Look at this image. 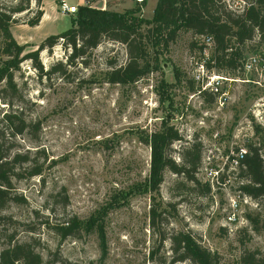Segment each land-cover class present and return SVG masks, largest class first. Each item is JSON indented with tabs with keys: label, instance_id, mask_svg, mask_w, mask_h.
I'll return each instance as SVG.
<instances>
[{
	"label": "rangeland",
	"instance_id": "obj_1",
	"mask_svg": "<svg viewBox=\"0 0 264 264\" xmlns=\"http://www.w3.org/2000/svg\"><path fill=\"white\" fill-rule=\"evenodd\" d=\"M16 2L0 0L4 7ZM66 2L77 5L81 0ZM102 2V11L117 13L140 5L136 0H93L92 4ZM156 2L144 0L135 17L151 20ZM236 4L230 2L232 7ZM30 9L27 15L14 16L17 23L10 28L14 40L26 46L25 53L45 38L70 29L74 18L62 15L53 0H43L40 7L32 2ZM37 10L45 11L48 18L35 28L24 25ZM192 37L181 32L167 49L156 47L152 52L155 70L125 87L106 83L105 73L127 61L125 47L107 40L67 67L63 75L39 78L29 62L20 65L15 75L20 100L9 107L0 99V144L2 152L11 156L29 151L32 165L42 171L40 176L23 175L13 182L26 203L11 204L2 212L10 221H0V252L13 236L14 242L32 241L43 264H168L169 239L181 231L216 253L220 264H240L245 252L256 251L264 257V232L254 231L246 219V215L263 216L264 200L256 205L241 199L236 223L230 227L224 223L228 199L238 194L227 158L239 147L263 139L258 133L250 136L248 130L250 107L259 94L250 85L229 81L221 85V92L227 94L222 107L197 96L192 71L199 53L198 46L191 47ZM256 46L249 45L246 57L264 50V45L257 50ZM68 54L60 45L40 53L44 71L59 62L65 64ZM228 78L244 79L242 75ZM11 111L21 114L33 128L22 136H10L1 119ZM167 115L182 137L170 148V157L178 163L181 150L196 141L202 146L197 181L210 183L208 172L219 170L227 183L220 189L213 185L211 193L203 196L178 186L184 180L166 172L154 204L159 216L153 220L152 200L144 192L150 152L138 137L157 130ZM36 152H42L41 156L35 157ZM71 217L84 225L92 222V228L77 239L59 242L44 227L47 220L52 225Z\"/></svg>",
	"mask_w": 264,
	"mask_h": 264
},
{
	"label": "trees",
	"instance_id": "obj_2",
	"mask_svg": "<svg viewBox=\"0 0 264 264\" xmlns=\"http://www.w3.org/2000/svg\"><path fill=\"white\" fill-rule=\"evenodd\" d=\"M42 1L17 0L10 7L0 4V99L9 107H13L16 101L20 100L15 75L23 62H29L39 78H48L52 74L63 75L67 67L73 66L77 60L96 49L102 40L125 47L126 63L111 67L105 73L107 84L122 87L131 86L147 78L157 65L152 52L159 46L167 49L181 32L193 36L191 47L198 46V62L204 60L203 51L207 50L205 68L221 77L241 76L240 62L246 58L247 51L251 50L249 45L256 43V50L264 45V0H235L244 4L240 9L230 5L233 0H157L152 19L149 21L135 17L144 5L143 0L140 5H136L137 8L124 13L102 11L88 6L80 7L77 13L71 16L74 18L71 20L70 29L45 38L35 50L25 53L26 46L19 45L14 40L10 28L17 23L14 16L29 14L32 2L40 7ZM42 16L43 11L37 10L34 17L23 24L35 28L39 25ZM200 37L210 38L212 45L208 48L197 41L196 39ZM57 45L68 50L66 62L65 64L59 62L48 71H44L40 53L44 51L50 53ZM256 50L253 52L256 53ZM178 77L177 72L176 78L179 82ZM200 97L210 102L215 100V97L206 93ZM20 115L17 111H11L2 116L1 122L5 124L12 137L22 136L34 126L24 121ZM171 120L170 115L165 116L157 130L138 137L139 142L147 146L150 152L149 172L144 183V192L149 194L152 200L153 220L159 216L154 204L166 172L181 177L184 183L180 182L177 185L183 189L197 191L203 196L211 193L209 184H201L195 178V173L201 164L200 143L194 141L185 146L179 154L178 163L170 157V148L174 143L182 140L178 130L170 124ZM34 129H37V125ZM1 138L2 136L0 140ZM41 154L42 152H36L34 155L38 158ZM33 162L29 151L11 156L2 152L0 144V221L9 220L2 216V212L9 205L26 203L25 199L17 194L13 182L20 180L23 175L27 178L40 176L42 168L32 165ZM223 178L222 175L220 179ZM234 180L238 185L237 192L242 198L245 197L256 205L264 200V159L252 144L247 145V152ZM246 219L251 223L254 231L264 232V213L263 216L262 214L253 217L246 215ZM91 224L92 222L84 225L76 217H71L65 222L52 225L47 220L44 227L62 242L67 238L77 239L81 233H86L92 228ZM2 236L0 233V245ZM13 239V236H9L6 247L0 252V264H43L42 257L36 252L32 241L14 242ZM169 240L172 257L168 264L182 262L220 264L218 255L203 248L189 232L173 233ZM239 262L264 264V257H260L256 251L245 252Z\"/></svg>",
	"mask_w": 264,
	"mask_h": 264
},
{
	"label": "built area",
	"instance_id": "obj_3",
	"mask_svg": "<svg viewBox=\"0 0 264 264\" xmlns=\"http://www.w3.org/2000/svg\"><path fill=\"white\" fill-rule=\"evenodd\" d=\"M53 1L59 3V9L62 15L68 16L75 15L80 7L88 6L96 9L97 5H99L92 4L93 0H81V3L77 5H70L65 0ZM136 2L141 4L143 0H136ZM235 2H237L236 5L238 6H234L233 8L235 9H240L244 6V4L240 1ZM227 3L229 4V1H227ZM200 40L208 48L212 45L210 38L200 37ZM207 53V50L203 51L204 60L195 62V66L192 71L193 82L197 85V91L195 94L200 97L203 93H206L215 97L216 103L222 107L227 100V94L225 92H221V85L223 83L234 81L236 83L250 85L256 91L255 94L259 95L250 107L248 130L250 132V136H254L257 133L262 135V142L257 144L252 143V145L258 149L259 155L262 159H264V50H260L256 54L250 55L240 62L239 69L241 75L244 77L242 80L239 78L230 79L226 76L221 77L209 72L204 66ZM246 152L247 146L239 147L227 158L226 166L228 174L234 176V178L237 175V170L243 161ZM207 175L212 177V181L207 183L210 185L211 189H213V185H215L216 189H220L227 183L225 176L223 180L220 179L223 174H221L219 170H210ZM237 193L238 194L236 196L228 199V212L224 218V223L228 227L233 226L236 223L239 202L241 199L244 202H250L247 198H242L239 192Z\"/></svg>",
	"mask_w": 264,
	"mask_h": 264
},
{
	"label": "crops",
	"instance_id": "obj_4",
	"mask_svg": "<svg viewBox=\"0 0 264 264\" xmlns=\"http://www.w3.org/2000/svg\"><path fill=\"white\" fill-rule=\"evenodd\" d=\"M66 1V0H65ZM48 18V14H46V12L44 11V14H43V17H42V20L40 21V23L42 22V21H44L45 19H47Z\"/></svg>",
	"mask_w": 264,
	"mask_h": 264
},
{
	"label": "water",
	"instance_id": "obj_5",
	"mask_svg": "<svg viewBox=\"0 0 264 264\" xmlns=\"http://www.w3.org/2000/svg\"><path fill=\"white\" fill-rule=\"evenodd\" d=\"M101 8H103V2L100 3L99 5H97V7H96L97 10H101Z\"/></svg>",
	"mask_w": 264,
	"mask_h": 264
}]
</instances>
